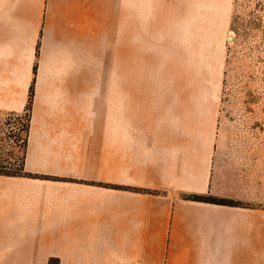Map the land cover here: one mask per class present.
I'll return each instance as SVG.
<instances>
[{
	"label": "crops",
	"instance_id": "0c3cea01",
	"mask_svg": "<svg viewBox=\"0 0 264 264\" xmlns=\"http://www.w3.org/2000/svg\"><path fill=\"white\" fill-rule=\"evenodd\" d=\"M148 0H0V264H264V130L132 81ZM134 14V21H133ZM231 207L186 200L207 195Z\"/></svg>",
	"mask_w": 264,
	"mask_h": 264
},
{
	"label": "rangeland",
	"instance_id": "374dc122",
	"mask_svg": "<svg viewBox=\"0 0 264 264\" xmlns=\"http://www.w3.org/2000/svg\"><path fill=\"white\" fill-rule=\"evenodd\" d=\"M146 14L132 26V81L212 109L218 129L264 130V0H148ZM25 129L24 113L0 123L1 171L20 172Z\"/></svg>",
	"mask_w": 264,
	"mask_h": 264
},
{
	"label": "trees",
	"instance_id": "16d2710c",
	"mask_svg": "<svg viewBox=\"0 0 264 264\" xmlns=\"http://www.w3.org/2000/svg\"><path fill=\"white\" fill-rule=\"evenodd\" d=\"M31 101H32V87L30 88V91H29V97H28L27 104L25 106V112H24L25 120H26L25 134L27 132V126H28V122H29V112L31 109ZM25 138H26V135H25ZM25 141H26V139L24 140V150H25ZM23 155H24V153H23ZM21 171H22V165H21L20 172L8 173V172H4V171L0 170V174L1 175H17V174L21 173ZM183 198L186 200H191V201L205 202V203L225 205V206H231V207H247V206H249V205L242 203V202H239V201L226 199V198H220V197L212 196L210 194H207V195H186ZM52 262L57 264V260H51L49 262V264H52Z\"/></svg>",
	"mask_w": 264,
	"mask_h": 264
}]
</instances>
